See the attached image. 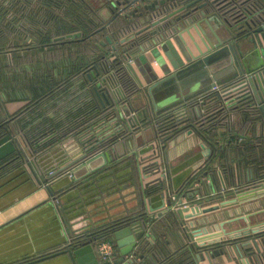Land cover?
<instances>
[{
	"label": "trees",
	"instance_id": "trees-1",
	"mask_svg": "<svg viewBox=\"0 0 264 264\" xmlns=\"http://www.w3.org/2000/svg\"><path fill=\"white\" fill-rule=\"evenodd\" d=\"M192 1L177 2L180 6ZM201 2L229 22L249 18L260 10L257 0H199L194 5ZM110 19L104 20L99 16L89 0H0V107L3 106L2 101L10 97L20 96L27 100L18 112L0 118V142L12 140L11 127L22 128L24 142L37 155L72 133L73 129L56 132L62 122H54L53 118L41 120L40 127L35 124L28 126L38 115L46 114L49 102L64 101L62 98L75 95L79 91L76 84L80 80L87 83L86 75L95 66L105 77L102 87L107 88L110 103L101 104L94 87H90L73 99L66 100L54 115L59 116V112L64 114L62 121L65 122L69 116L67 129L74 125L73 132L88 130L91 123L101 117L102 121L112 118L115 113L111 103L118 109L121 105L128 106L134 116L123 125L124 131L93 138L89 155L103 150L130 132L136 133L148 126L154 132L152 155L156 157L175 136L192 130L208 146L209 154L203 167L188 178L185 187L204 176H209L214 184L221 180L227 190L229 184L240 188L264 182V132L258 112L240 99V94L233 93L232 85H227L220 91L204 94L200 100L156 114L145 89L138 85L124 64L127 58L135 57L139 48L150 39L151 30L136 33L146 25L138 19L132 26L127 25L119 15ZM174 20L164 18L156 27L169 30ZM75 33L79 35L67 37ZM105 36L112 40L114 49L105 41ZM101 41L105 44L102 45ZM140 95L142 102L137 104L134 99ZM234 95L237 99H230ZM11 124L13 126L10 127ZM20 155L24 158L23 154L14 150L7 158L18 159ZM157 163L160 161L157 160ZM152 166L156 164L151 163ZM3 167L0 164V169ZM56 174L53 170V174H47V177L52 178ZM240 182L244 184L240 185ZM164 188L158 182L149 191L161 193ZM158 213L150 223L156 221L179 226L181 220L176 211L162 208ZM121 225V221L112 223L90 234L88 239L73 237L61 250L84 241H112L110 235L113 229ZM115 249L113 258L117 253L116 246ZM176 254L165 249L163 241L142 238L134 257L139 258L140 264H160L165 258L173 259ZM174 264H193L192 250L184 262Z\"/></svg>",
	"mask_w": 264,
	"mask_h": 264
},
{
	"label": "crops",
	"instance_id": "crops-1",
	"mask_svg": "<svg viewBox=\"0 0 264 264\" xmlns=\"http://www.w3.org/2000/svg\"><path fill=\"white\" fill-rule=\"evenodd\" d=\"M89 2L102 17L103 11L99 6L102 8L104 5L108 8L111 0H89ZM104 13H106V16L102 17L104 20L111 17L110 12L104 11ZM190 32L199 42L196 33L192 29ZM182 36L186 44L195 52L193 42L187 33H182ZM94 84L93 80H88L87 83L80 80L76 84L79 89L76 94L94 87ZM76 94L70 95L68 99L62 98L64 101L59 99L49 102L46 114L38 115L28 127L34 124L40 127L41 120L53 118L54 122L57 120L62 122L56 132L74 130L76 127L74 125L67 129L69 116L66 115L67 122H65L62 121L64 114L60 112L59 116L54 114L66 100L73 99ZM163 95L164 92L156 93L157 98H162ZM134 101L137 104L141 103V95ZM167 101L169 100H164L159 106ZM26 103L27 100L20 96L4 99L3 106L0 107V118L13 115ZM119 108L123 119H115L113 116L107 121H102L103 117H101L91 123L88 130L75 132L72 130V133L37 155H34L28 144L24 142L21 136L22 128L17 129L10 125L13 126L12 140L5 139L0 142V164L4 165L0 169V264H73L66 251L68 248L61 250L70 239L77 236L88 239L95 231L125 219H148L151 222L162 209L163 199L171 202L170 206L163 207L171 211L183 208L184 205L190 207V204L199 207L200 210L215 205L221 200L236 199V203L199 214L190 220L180 218L178 227L168 223L148 222V240L163 241L165 249L178 253L173 259L165 258L160 264L184 262L188 253L194 250L192 244L201 243V238L204 236L212 235L211 239L217 240L264 227V182H261L262 187H258L261 183L240 188L229 184L227 190L220 179L218 184H214L209 176H204L200 181L185 187L188 178L203 167L209 154L208 146L192 130L183 131L175 136L168 142L165 150L156 157L152 155L154 132L148 126L139 129L136 133L130 132L103 150L89 155L93 138L99 139V135L108 133L116 134L124 128L123 123L126 125L124 119L125 112L129 111L128 106L121 105ZM39 131L43 132L40 129ZM14 150L23 154L24 158L20 155L18 159H8L7 156H10ZM103 153H107L108 157L102 156ZM157 158L160 163L151 167V163L157 164ZM30 161L35 171L28 166ZM159 165L167 170L166 182L160 180L156 171ZM53 170L57 174L50 179L47 174ZM158 182L165 187L162 191L165 192V197L161 195L162 192L149 191ZM243 184L244 182H240V185ZM253 187L257 189L253 190ZM238 190L250 192L245 193L241 200L236 196L224 195V193H236ZM179 199H181L180 205L177 201ZM240 208L242 211L239 212ZM241 215H250L254 221L243 224L238 221ZM188 224L193 225L190 228L197 227V230L192 231L186 226ZM199 228L203 231L201 236L195 234ZM110 237L113 242L98 241H110L115 245L113 236ZM250 238L254 237H247L234 243L240 246V251L245 256L250 253L255 255V252L249 249L251 245L247 244ZM98 241L91 243L93 248ZM228 247L226 245L227 251L224 254L218 253L219 255L215 254V251L223 250L222 245L208 249L213 253L210 257L211 264H236L233 256L235 250L229 245ZM195 253L197 251H192L193 264H197ZM113 259H115L113 264L115 261L117 264H140L138 257H133L132 263H129L127 258L124 263L118 262V251ZM198 264L209 263L204 259Z\"/></svg>",
	"mask_w": 264,
	"mask_h": 264
},
{
	"label": "water",
	"instance_id": "water-1",
	"mask_svg": "<svg viewBox=\"0 0 264 264\" xmlns=\"http://www.w3.org/2000/svg\"><path fill=\"white\" fill-rule=\"evenodd\" d=\"M177 1L114 0L108 5L111 13L110 20L119 15L123 17L127 25L132 26L138 19L140 23H146V25L136 33L151 30L150 39L139 48L138 54L133 57V63L128 64L127 69L140 87L145 85L144 88L155 113L161 114L181 105L190 104L214 87L232 85L233 93L240 94L238 97L244 99L248 106L261 116L264 130V0H257L260 10L254 15L249 18H239L234 22H229L216 11L210 10L205 2L194 5L199 2L194 0L186 5L178 6ZM161 16L164 17L158 20ZM164 18H175L171 28L166 31H163L162 27H156ZM191 29L196 33L199 42L194 39ZM184 32L193 42L195 52L183 39ZM78 35L75 33L67 37ZM105 41L111 49H114L115 45L112 44L109 36H105ZM101 44L105 43L101 41ZM86 77L95 82L94 91L100 103L109 104L108 90L102 87L105 79L101 78L98 69L94 66ZM96 80L99 81L96 82ZM159 91L164 92L162 98L156 96ZM166 98L169 99L168 103L158 107L159 100ZM111 107L115 113V119H123L120 108L118 109L112 103ZM125 116L126 122L133 118L129 116V111L125 112ZM102 156L108 157L107 153H103ZM28 166L35 171L31 161ZM262 186V183L258 185V187ZM249 192L238 190L236 193L230 192L224 195L225 197L236 196L241 200L245 193ZM161 195L166 196L165 192ZM172 200L174 201V198ZM177 201L180 205L181 199ZM231 203H236V199L221 200L215 205L200 210L193 204H190V207L184 205L176 212L180 218L189 219L202 213L218 210ZM170 204L169 200L163 199L161 207L170 206ZM148 222H150L148 219H125L121 221V226L113 229L112 236L118 251V262L124 263L126 258L135 255L138 242L148 237ZM251 236L254 238H250L247 244L251 245L249 249L254 251L255 255L250 253L245 256L240 251V246L234 243ZM211 238L212 235H207L201 238V243L192 244L193 249L197 251L194 255L197 264L204 259L211 264L210 257L213 253L208 249L217 245L223 246V250L215 251L217 255L227 251L226 245L232 247V250L234 248L233 256L236 264H264V227L252 229L251 232L235 237L226 236L217 240ZM91 243L84 241L66 250L73 264H98ZM204 249L207 251L203 252ZM114 264H117V261Z\"/></svg>",
	"mask_w": 264,
	"mask_h": 264
},
{
	"label": "built area",
	"instance_id": "built-area-1",
	"mask_svg": "<svg viewBox=\"0 0 264 264\" xmlns=\"http://www.w3.org/2000/svg\"><path fill=\"white\" fill-rule=\"evenodd\" d=\"M133 63V57H129L125 60L124 64L125 66L127 67L128 64H132ZM101 78H103L101 76ZM105 79V77H104ZM99 81V80H98ZM222 87H214L212 90L208 91V92H211V91H220ZM206 92V93H208ZM204 93V94H206ZM203 94V95H204ZM199 96L196 100H200V98L203 96ZM237 97L236 95H234L233 97H230V99L232 98H235ZM237 99V98H235ZM233 100V99H232ZM129 116H134V112L132 111H129ZM158 168H161V174L163 175V177L165 178V182L167 181V176H168V173H167V170L164 168V167H161L160 165L158 166ZM53 174V171H49L48 172V176L49 175H52ZM163 181V180H162ZM167 188V187H166ZM94 251H95V255H96V258L98 260V264H113V256L115 254V245L110 242V241H98L95 246H94ZM134 256H131L128 259V262L132 263L131 259L133 258Z\"/></svg>",
	"mask_w": 264,
	"mask_h": 264
},
{
	"label": "rangeland",
	"instance_id": "rangeland-1",
	"mask_svg": "<svg viewBox=\"0 0 264 264\" xmlns=\"http://www.w3.org/2000/svg\"><path fill=\"white\" fill-rule=\"evenodd\" d=\"M95 2V1H94ZM96 3V2H95ZM96 6L98 7V4L96 3ZM99 8L103 11L102 12V17H105L106 16V13H104V11H107V12H109V10H108V8L106 7V6H104L103 5V7L101 8L100 6H99ZM101 10H100V12H101ZM105 15V16H104ZM167 99V98H166ZM166 99H164V100H166ZM164 100H159V102H158V107H161V106H163V105H161V106H159V104H161L162 102H164ZM167 100H169V99H167ZM166 103H168V101L166 102ZM165 103V104H166ZM164 104V105H165ZM156 160H158V158L156 159ZM157 173H158V175H159V178H160V180H165V178L163 177V175L161 174V168H158L157 170ZM238 211L240 212V211H242V208H240V210L238 209ZM190 219H192V218H189V219H187V220H190ZM253 219V217L251 218V216L250 215H248V216H244V215H241L240 217H238V221H241L243 224L244 223H246V222H251V221H254V219ZM234 221V220H233ZM254 223V222H253ZM222 224H223V221H222V223H221V226H222ZM254 225V224H253ZM252 225V226H253ZM187 227H192L193 225H190V224H188V225H186ZM252 226L250 227V229L252 228ZM192 231H196L197 230V227H193V228H190ZM205 231H207L206 229H205ZM198 233V235H202L203 234V231L201 230V228H199V231L198 232H196L195 234H197Z\"/></svg>",
	"mask_w": 264,
	"mask_h": 264
}]
</instances>
